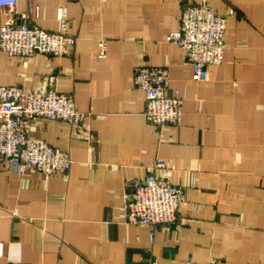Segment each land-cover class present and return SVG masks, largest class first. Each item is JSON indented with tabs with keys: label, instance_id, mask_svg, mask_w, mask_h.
<instances>
[{
	"label": "crops",
	"instance_id": "obj_1",
	"mask_svg": "<svg viewBox=\"0 0 264 264\" xmlns=\"http://www.w3.org/2000/svg\"><path fill=\"white\" fill-rule=\"evenodd\" d=\"M208 3L226 46L204 81L165 41L185 1L20 0L2 14L54 33L67 22L77 41L62 57L0 50V86L73 96L87 118L31 121L32 138L71 155L68 173L0 166V264H264V0ZM143 65L169 70L181 124L147 120ZM151 173L184 190L180 226L127 223L128 184Z\"/></svg>",
	"mask_w": 264,
	"mask_h": 264
},
{
	"label": "built area",
	"instance_id": "obj_2",
	"mask_svg": "<svg viewBox=\"0 0 264 264\" xmlns=\"http://www.w3.org/2000/svg\"><path fill=\"white\" fill-rule=\"evenodd\" d=\"M19 1L0 0V20L2 14L12 12ZM181 1L186 5L180 27L167 35L166 42L180 46L193 68V79L204 81L208 78V68L220 65L224 60L227 20L209 5L208 0L200 4ZM67 27V22L63 21L61 31L54 33L28 23H0V50L25 60L37 52L65 56L77 41L68 34ZM105 50L106 45L101 43V56L105 55ZM134 81L145 93L148 121L160 129L181 124L183 108L178 94H168L171 80L167 68L140 66ZM34 118L62 120L78 128L86 121L87 114L77 109L73 96L55 90L35 93L21 86H0V166L15 174L31 169L47 177L55 172L68 173L74 163L68 152L30 136ZM183 199L181 187L158 179L154 173L135 178L129 182L125 194L126 221L153 227L180 226L185 222L179 214Z\"/></svg>",
	"mask_w": 264,
	"mask_h": 264
},
{
	"label": "rangeland",
	"instance_id": "obj_3",
	"mask_svg": "<svg viewBox=\"0 0 264 264\" xmlns=\"http://www.w3.org/2000/svg\"><path fill=\"white\" fill-rule=\"evenodd\" d=\"M166 41V40H165Z\"/></svg>",
	"mask_w": 264,
	"mask_h": 264
}]
</instances>
